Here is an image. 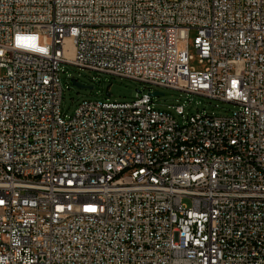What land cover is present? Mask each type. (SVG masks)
Listing matches in <instances>:
<instances>
[{
  "label": "built area",
  "instance_id": "2783aa9c",
  "mask_svg": "<svg viewBox=\"0 0 264 264\" xmlns=\"http://www.w3.org/2000/svg\"><path fill=\"white\" fill-rule=\"evenodd\" d=\"M63 64L144 89L68 115ZM0 264H264V0H0Z\"/></svg>",
  "mask_w": 264,
  "mask_h": 264
},
{
  "label": "rangeland",
  "instance_id": "374dc122",
  "mask_svg": "<svg viewBox=\"0 0 264 264\" xmlns=\"http://www.w3.org/2000/svg\"><path fill=\"white\" fill-rule=\"evenodd\" d=\"M197 31L192 29L188 34V49L191 56V66L203 70L206 64L200 62L198 50L195 45ZM63 89L62 110L65 114L71 115L78 104L84 99L101 100L108 98L110 101H128L141 94L144 84L125 77L112 76L109 74L98 73L85 68H80L72 64H63L60 73ZM76 78L84 85L94 88L84 89L72 84L71 80ZM152 92L160 91L164 95L154 97L155 104L160 109H168L174 113L175 106L183 105L185 115L190 116L196 113L226 115L231 113L235 106L231 103L219 101L205 96L187 93L165 87L152 86ZM109 92L108 96L106 92ZM183 202L190 206V200L184 199Z\"/></svg>",
  "mask_w": 264,
  "mask_h": 264
},
{
  "label": "water",
  "instance_id": "95a60500",
  "mask_svg": "<svg viewBox=\"0 0 264 264\" xmlns=\"http://www.w3.org/2000/svg\"><path fill=\"white\" fill-rule=\"evenodd\" d=\"M71 82H72V84L73 85H75V86H77V87H79V88H84V89H90V90H92L94 87L93 86H90V85H84V84H82V83H80L76 78H73L72 80H71ZM106 94L109 96L110 95V93L107 91L106 92ZM152 94V96H158V95H164V93H162V92H160V91H154V92H152L151 93Z\"/></svg>",
  "mask_w": 264,
  "mask_h": 264
},
{
  "label": "bare ground",
  "instance_id": "6f19581e",
  "mask_svg": "<svg viewBox=\"0 0 264 264\" xmlns=\"http://www.w3.org/2000/svg\"><path fill=\"white\" fill-rule=\"evenodd\" d=\"M67 45H68V46L70 45V41H69V40H67Z\"/></svg>",
  "mask_w": 264,
  "mask_h": 264
}]
</instances>
